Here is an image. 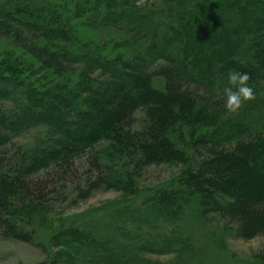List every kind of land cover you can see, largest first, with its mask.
Instances as JSON below:
<instances>
[{
  "label": "trees",
  "instance_id": "obj_1",
  "mask_svg": "<svg viewBox=\"0 0 264 264\" xmlns=\"http://www.w3.org/2000/svg\"><path fill=\"white\" fill-rule=\"evenodd\" d=\"M139 1L0 0V236L32 243L48 227L39 264H167L152 256L187 254L193 209L234 237L264 234V131L238 121L234 134L201 132L232 70L249 74L255 99L242 106L255 107L264 0ZM29 129L42 135L5 159ZM84 155L77 196L114 189L127 201L47 225L48 184ZM160 164L181 170L142 187L141 172Z\"/></svg>",
  "mask_w": 264,
  "mask_h": 264
},
{
  "label": "rangeland",
  "instance_id": "obj_2",
  "mask_svg": "<svg viewBox=\"0 0 264 264\" xmlns=\"http://www.w3.org/2000/svg\"><path fill=\"white\" fill-rule=\"evenodd\" d=\"M138 3L142 4L145 2L141 0ZM156 4L158 6L157 2ZM83 29L85 30L84 26L82 27ZM86 32L84 33L86 34ZM103 35L105 39L113 38L112 34L109 36ZM92 36L100 39L102 37L96 33H92ZM2 49V46H0V50ZM153 86L162 89L163 81L160 78H154ZM245 105L236 112H229L225 104L222 105V109L216 116V120L208 123V126H205L201 132L207 136L215 132L216 135L220 134V136L227 133L231 134L232 132L234 134L235 129L231 125L238 121H241L244 126L253 122L252 126L254 129L264 131V80L261 84V90L257 95L255 107H251L248 104V110L244 109ZM135 115V126H139L143 113L138 111ZM37 135H42V131L29 129L21 135L12 138L3 149V152H6L5 159L16 155L15 152H18L20 148L32 144L33 139ZM180 170L181 167L178 165H152L141 172L139 183L147 189V187L150 188L159 183L169 182L177 177ZM90 173L86 155H84L75 160L71 172H69L64 180L55 178L50 181L51 183L48 184L50 190L44 199L48 213L45 210L43 211L47 215L45 218L47 225H50L53 220H62L66 217H73L76 214H87L91 211H94V214L106 216L109 207L117 206L119 203L127 201L128 196L126 194L114 189L92 191L85 199L77 196V185L82 188L84 179ZM193 210L187 212L185 215L186 223L182 228V234L189 242L190 250L187 251V254L183 257L168 254L152 256V258L158 259L159 262H166L167 264H264V234L252 239L234 237L229 231L221 230L222 226L220 223L216 221L206 222L196 209ZM39 227L45 228L40 229ZM39 227H36L34 230V240L32 243L15 241L0 236V264H39L45 261L48 256L46 241L51 231L46 226ZM51 251L54 252L55 250L52 249Z\"/></svg>",
  "mask_w": 264,
  "mask_h": 264
},
{
  "label": "clouds",
  "instance_id": "obj_3",
  "mask_svg": "<svg viewBox=\"0 0 264 264\" xmlns=\"http://www.w3.org/2000/svg\"><path fill=\"white\" fill-rule=\"evenodd\" d=\"M228 79L230 86L223 90L225 106L229 112H236L243 103L255 99V89L249 85L250 76L247 72L232 70Z\"/></svg>",
  "mask_w": 264,
  "mask_h": 264
}]
</instances>
